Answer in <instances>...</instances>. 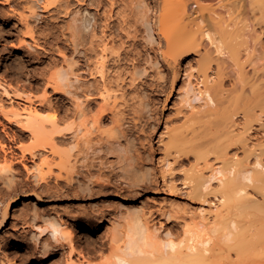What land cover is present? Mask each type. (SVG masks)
Returning a JSON list of instances; mask_svg holds the SVG:
<instances>
[{
    "label": "rangeland",
    "instance_id": "374dc122",
    "mask_svg": "<svg viewBox=\"0 0 264 264\" xmlns=\"http://www.w3.org/2000/svg\"><path fill=\"white\" fill-rule=\"evenodd\" d=\"M239 1L202 3L225 11ZM46 2L0 0V104L6 110L32 105L47 124L56 120L65 128L74 122L81 129L73 137L68 131L59 136L60 151L53 153L48 135H31L0 110L4 144L0 145V221L8 215L0 229V264L11 258L15 264H67L68 247L61 239H54L48 230L36 236L37 226L45 227L52 219L72 230L92 262L104 259L100 246L108 241L113 223L123 222L128 214L139 212L158 227L164 221L161 230L181 236L194 216L201 218L194 211L199 203L190 200L184 187L183 173L176 177L175 195L138 181L143 168L157 170L163 117H174L178 102L177 94L165 101L173 78L160 34L166 0H60L45 9ZM83 19L90 20L88 27L82 26ZM190 53L181 61L177 88L188 81L202 87L203 59ZM98 59L106 60L105 79L93 73ZM209 60L208 71L215 73L214 61ZM230 62L226 58L222 64L232 72ZM135 68L139 71L133 74ZM59 73L67 76L58 78ZM54 81L60 85L58 91ZM4 87L14 96L5 94ZM87 94L93 95L90 101ZM193 122L183 117L169 121L179 132ZM204 147L212 151L210 144ZM70 148L77 161L72 185L66 182L67 169L61 162L64 150ZM205 206V221L214 220L211 206ZM164 209H170L172 217H164Z\"/></svg>",
    "mask_w": 264,
    "mask_h": 264
},
{
    "label": "bare ground",
    "instance_id": "6f19581e",
    "mask_svg": "<svg viewBox=\"0 0 264 264\" xmlns=\"http://www.w3.org/2000/svg\"><path fill=\"white\" fill-rule=\"evenodd\" d=\"M58 1L47 0L45 9ZM241 1L223 11L202 0H166L161 12L160 34L173 70L165 101L177 94L178 102L174 117H163L165 129L157 141L162 149L157 170L143 168L138 181L155 184L157 192L175 195L179 191L176 177L183 173L184 187L189 190L190 200L199 203L194 211L201 218L195 220L194 216L179 236L161 230L164 221L158 227L139 212L128 214L123 222L111 226L108 246L106 242L100 246L103 250L100 254L104 256L101 262H92V257L86 256L72 230L65 228L62 221L52 219L45 227L38 225L37 237L48 230L54 239H61L68 247L67 264H264V0ZM31 12L36 15L34 8ZM89 24L90 20H82L83 27ZM94 29L95 22L92 28L95 34ZM151 38H155L153 33ZM190 52L203 59L202 87L188 81L177 88L182 77L181 61ZM226 58L231 60L232 72L229 66H223ZM209 59L214 61L215 73L208 71ZM95 64L93 73H100L105 79L106 60L98 59ZM138 71L135 68L133 74ZM66 76V73L57 75ZM225 79L230 81L229 85L224 83ZM103 84L108 88L107 80ZM53 86L54 90L60 89L55 81ZM4 89L5 94L14 96ZM102 94L106 98L105 90ZM89 98L93 95L87 94L88 101ZM0 110L31 135H48L53 153L60 151L59 136L68 131L73 137L81 129V124L76 126L74 122L65 128L56 120L47 124L36 115L32 105L22 110L19 107L6 110L0 104ZM81 111L80 107L78 112ZM178 117L194 122L179 132L178 126L169 123ZM205 143L210 144L212 151L205 149ZM0 145H4L1 137ZM31 154L37 155L36 151ZM73 156L71 148L61 156L68 185L73 184L77 167ZM178 166L182 171L177 170ZM205 205L211 206L214 220L205 221L208 210ZM171 212L164 209L162 215L169 219ZM7 218L6 213L0 229ZM104 246L109 247V252H104ZM8 264H15L14 258Z\"/></svg>",
    "mask_w": 264,
    "mask_h": 264
}]
</instances>
